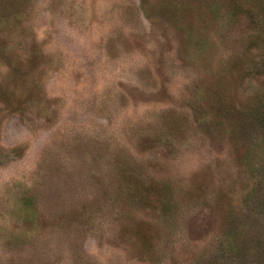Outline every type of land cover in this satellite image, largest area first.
<instances>
[{"label":"rangeland","instance_id":"obj_1","mask_svg":"<svg viewBox=\"0 0 264 264\" xmlns=\"http://www.w3.org/2000/svg\"><path fill=\"white\" fill-rule=\"evenodd\" d=\"M0 264H264V0H0Z\"/></svg>","mask_w":264,"mask_h":264}]
</instances>
